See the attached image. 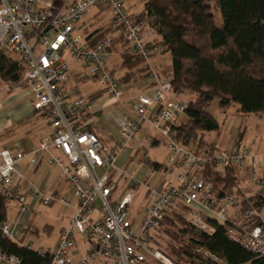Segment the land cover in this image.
Here are the masks:
<instances>
[{
	"label": "built area",
	"instance_id": "built-area-1",
	"mask_svg": "<svg viewBox=\"0 0 264 264\" xmlns=\"http://www.w3.org/2000/svg\"><path fill=\"white\" fill-rule=\"evenodd\" d=\"M126 1L73 0L59 5L49 0H0V51L18 57L23 75L16 87L32 91L33 108L48 124L46 135L30 153L0 150V195L5 204L15 202L18 208L16 220L1 227L2 235L41 256L47 255L46 264H179L175 255L169 258L155 248L154 239L162 233L164 217L181 204L188 207L186 219L195 232L212 234L214 227L208 220L214 221L224 227L230 240L255 257L264 256V207H256V200H252L244 209L242 199L232 194L218 196L201 172L206 165L235 167L240 178H249L257 190L249 196L259 195L264 191V146L260 150L241 144L229 149L211 148L199 139L181 145L173 128L190 101L173 97L170 81L160 77L155 79L151 93L132 99L135 117L122 122L115 145L105 146L86 118L93 112L95 100L79 97L73 101L65 93L62 84L72 72L66 59L69 56L79 67V77L100 84L113 102L124 94L122 78L108 64L110 37L90 48L80 32L78 24L91 8H108L111 22L123 26L132 54L148 58L159 50L147 46L143 31L147 22L137 20L125 6ZM145 122L162 134L169 150L167 166H152L145 156L138 163L149 174L153 170L169 172L172 178L152 185L130 176L126 187L118 188L120 180L126 178L124 169L117 168L118 158ZM146 140L141 147L147 148ZM43 153L47 155L46 164L58 168L66 188L77 200L69 223L60 228L51 248H35L26 241L29 230L19 234L22 216L32 204L48 207L58 202L70 206L65 195L29 182L19 171L22 160L29 157L28 166L32 167ZM140 185L144 186L145 205L135 218L130 206ZM196 252L202 257L193 259L196 264H205L204 260L226 264L209 250L200 248ZM0 264L21 261L0 250Z\"/></svg>",
	"mask_w": 264,
	"mask_h": 264
},
{
	"label": "trees",
	"instance_id": "trees-1",
	"mask_svg": "<svg viewBox=\"0 0 264 264\" xmlns=\"http://www.w3.org/2000/svg\"><path fill=\"white\" fill-rule=\"evenodd\" d=\"M98 8L108 10L104 5ZM133 15L137 20L152 23L156 39L145 41L150 48L158 47L157 52L148 58L132 54L123 36V26L112 22L105 30H84L88 47L110 37L106 51L119 53L118 69L124 71L123 84L148 76L151 72L148 59L152 56L170 54V63L163 64L158 77L170 81L173 97L185 92L195 94L184 112L186 121L177 122L173 128L181 145L188 146L199 139L202 145L217 147L215 141L207 142L204 137L205 132L218 129L209 110L215 99L218 108L223 110L236 103L246 113L264 112V0H144L143 9ZM22 75L18 57L0 51V78L20 84ZM240 138L241 133L232 146H238ZM150 164L159 167V164ZM201 172L218 196L232 194L242 199L244 209L252 200H256V207H264V191L257 196L244 197L235 167L206 165ZM6 209L0 195V250L18 257L21 264H46L47 255L41 256L2 235L1 227L7 222ZM187 210L188 207L180 204L160 223V230L168 237L165 246L179 259V264L201 259L196 252L200 248L213 252L226 264H264V256L255 257L230 240L224 227L214 221L208 220L214 227L212 234L195 232L186 219Z\"/></svg>",
	"mask_w": 264,
	"mask_h": 264
},
{
	"label": "crops",
	"instance_id": "crops-1",
	"mask_svg": "<svg viewBox=\"0 0 264 264\" xmlns=\"http://www.w3.org/2000/svg\"><path fill=\"white\" fill-rule=\"evenodd\" d=\"M72 1L73 0L69 2ZM82 22L83 21L78 24L81 30H83L81 25ZM84 34L85 33H82V36ZM148 35L149 33L147 32V35L145 34V40L154 42L156 38L151 39ZM109 56L114 57L111 59L109 67L111 69L117 68V70H119L118 64L121 60L119 53L113 52ZM66 57L68 60V56ZM73 62V59L68 60L72 72L68 79L63 82L62 87L64 88V91L68 95L70 100L75 101L79 97H88L95 100L93 112L91 114H87L86 116L89 122V127L97 134L102 142L108 143V146H113L119 140V128L122 122L125 119L130 118L129 111L133 112L132 99L135 98L139 93L136 95L134 94V88L131 86V82H129L124 85V94L122 98L117 102H113L100 84L90 79H81L78 74L79 67L75 62L73 64ZM169 63V53L156 54L148 59V65L151 71L148 75L150 81L144 84V92L142 91L140 92V94H149L152 92L155 85V79L158 77L159 72H161L163 64L168 65ZM120 74H122V72H120ZM16 86L17 84H11L10 82L4 81L0 78V150L9 149L11 151L19 150L30 153L38 145L40 138L46 135L48 124L46 119L33 108L34 99L32 91L27 87H21L18 89ZM210 141H213L212 138L207 140V142ZM146 142L147 143H145V145H147V148L160 145L166 146L164 139L159 137L156 138L153 135L150 138H147ZM227 148L229 149L230 146H227L224 149ZM54 153L58 154L57 151H54ZM46 158L47 155L45 153L41 154L37 160V163L31 167L28 166L29 157H26L19 163L18 169L24 174L25 178L29 182H33L38 186L45 187V189H56L57 195L67 196V188L63 179L60 177V171L57 167H49L46 164ZM149 159L150 163L160 165V161L153 160L151 158ZM117 168H122L121 164L118 165L117 163ZM166 175H170V177L172 178V174L169 172H166L164 174L161 173V177L158 183L167 181V177H165ZM133 176L139 179L137 175ZM129 177L127 176L125 178V181L121 185V189L126 187V179H128ZM6 205L7 222L13 223L18 215L17 204L15 202H10ZM38 206L40 205H31L29 211L24 216H22L19 227L20 236L23 235V232L25 230H29L31 232L26 241L31 242L33 246L34 243L33 241H31V238L37 234V228L33 223L34 217L32 216V214H34L33 212L36 211ZM10 208L13 209V212L9 216ZM15 212L17 213L15 214ZM73 212L74 208H72V215ZM47 226L46 230H48V228H51L50 226Z\"/></svg>",
	"mask_w": 264,
	"mask_h": 264
},
{
	"label": "rangeland",
	"instance_id": "rangeland-1",
	"mask_svg": "<svg viewBox=\"0 0 264 264\" xmlns=\"http://www.w3.org/2000/svg\"><path fill=\"white\" fill-rule=\"evenodd\" d=\"M49 1H54L59 5H66L71 0ZM143 5L144 0H127L125 3V6L128 8L131 14H136L140 12L143 9ZM110 22L111 17L108 10L101 8H91L87 12L81 24L83 30H80V32L83 33L84 30L86 32H91L99 28L100 30H105V28L110 24ZM143 31L146 35L148 32V36L151 39H154L157 36L150 21H147V26L144 28ZM112 58L114 57H108V64L111 62ZM68 60H71L69 56ZM114 70L120 76H122L124 72L122 70H117V68H114ZM120 72H122V74H120ZM149 81L150 79L148 78V76H145L143 78L137 79L134 82H131V86L134 88V94H140V92L144 90V84ZM179 97L184 99L185 101H190L194 100L195 94L185 92ZM217 102V99L213 100L209 107V110L217 122L218 129L216 131L205 132V138L207 140L212 138V140L216 142L218 148L224 149L227 146L231 147V145H233L235 140L238 138L239 133H241V146L260 150L264 146V112L261 114L246 113L241 109V106L236 103L232 104L230 108L223 110L218 108ZM129 112V119H133L135 117V114L132 111ZM184 121H186V116L185 114H182L179 117L178 122ZM152 135L156 138L159 137L163 139L162 134L157 129L152 127L149 123L145 122L141 126L136 136L127 141V149L120 154L117 162L118 165L121 164L122 168L125 171L124 178L127 176L129 177L137 175L139 180L143 181V183L154 185L159 182L161 177V173L159 171L153 170L152 173L149 174V170L146 169L145 166L140 167L138 163V159L140 157L145 156L147 158L160 161V164L167 166L166 157L169 154V150L166 146L160 145L153 146L151 148L141 147L142 142L147 138H150ZM104 145L108 146L109 144L104 143ZM165 177H167V181L171 180L170 175H166ZM122 183L123 180H120L118 188H121ZM239 187L241 188V192L244 197L257 192L255 186L250 182L249 178L247 177L241 178V181L239 182ZM66 190V197L70 201V206H65L58 202H55L53 205L48 207L38 206L36 211L33 212V223L37 228V234L31 238V241H33L34 243V247L51 248L56 242V237L57 233L59 232V229L69 223L70 217L72 215V208L77 204V200L72 196L70 189L67 188ZM134 193L135 197L130 206V211L135 218H139L145 205V200L143 198L144 186L140 185L138 188H135ZM12 212L13 209L10 208L9 216L12 214ZM16 213L17 212H15V214ZM47 225L51 227L48 228V230H46ZM160 231L163 233L162 229ZM162 233H159L155 237L154 247L159 249L167 257L171 258L172 255L165 246L167 244L168 237L164 235V233ZM196 261L192 260L183 264H196ZM153 263L161 264L158 261H153Z\"/></svg>",
	"mask_w": 264,
	"mask_h": 264
}]
</instances>
